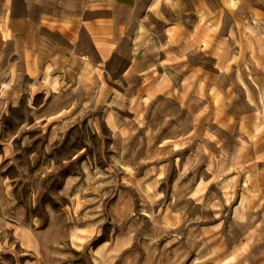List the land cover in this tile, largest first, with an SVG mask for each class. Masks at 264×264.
Instances as JSON below:
<instances>
[{"label":"rangeland","instance_id":"374dc122","mask_svg":"<svg viewBox=\"0 0 264 264\" xmlns=\"http://www.w3.org/2000/svg\"><path fill=\"white\" fill-rule=\"evenodd\" d=\"M75 1L0 0V264H264V0Z\"/></svg>","mask_w":264,"mask_h":264},{"label":"crops","instance_id":"0c3cea01","mask_svg":"<svg viewBox=\"0 0 264 264\" xmlns=\"http://www.w3.org/2000/svg\"><path fill=\"white\" fill-rule=\"evenodd\" d=\"M83 1L84 0H76L74 2V4H73V10L76 11V12H78V13H80V10H81V12H84L86 10V8L88 7L87 5L92 4V1L91 0H86V4L87 5L86 4L85 5H81V3H83ZM112 1H114V0H101L100 1V4H102V5H104L105 3H108L109 4ZM114 6H119L120 7L119 4L118 5H114ZM132 7H135V1L133 2ZM92 57H93V55H92Z\"/></svg>","mask_w":264,"mask_h":264}]
</instances>
